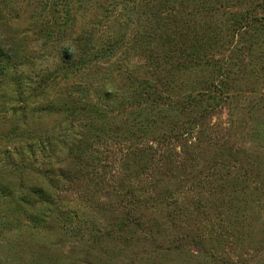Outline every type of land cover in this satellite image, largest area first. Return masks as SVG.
Masks as SVG:
<instances>
[{
	"label": "rangeland",
	"instance_id": "374dc122",
	"mask_svg": "<svg viewBox=\"0 0 264 264\" xmlns=\"http://www.w3.org/2000/svg\"><path fill=\"white\" fill-rule=\"evenodd\" d=\"M0 264H264V0H0Z\"/></svg>",
	"mask_w": 264,
	"mask_h": 264
},
{
	"label": "trees",
	"instance_id": "16d2710c",
	"mask_svg": "<svg viewBox=\"0 0 264 264\" xmlns=\"http://www.w3.org/2000/svg\"><path fill=\"white\" fill-rule=\"evenodd\" d=\"M249 19H251V20H247L246 22H250L251 23L253 18H249ZM242 25H243L242 20L234 21V24H233L234 29H236V27L238 26L237 29H236L237 31H241V29L243 28ZM236 30H235V33H237ZM228 95H229V93H227L226 97H228ZM184 98H185L186 101H185V103H183V108L182 109L186 110V107H187V110H189L190 108L196 107L194 105L192 95L186 96ZM159 99H160L159 96H155L154 100H153L154 103L155 104L156 103L160 104ZM157 106H159V105H157ZM192 111H194V109ZM203 111H205V112L208 111V107H206L205 110H203ZM199 113H200L199 111H196V112H193L192 114H199ZM194 127L195 126L193 124H191L190 128H185V126H184V128H185L184 130H181V128H177V129L173 128L170 131V133L163 134L162 136H158V138H155V139H156V141H157V143L159 145H162L164 143L163 141H169L170 143H172V141H178L181 138L182 135H185V134H187L189 132H192V129ZM84 141H85V139L83 138V139L79 140V143H82V142L84 143ZM156 151H157V148L155 149V147L152 146V145H148L146 147H141L140 148V144H136V143L132 142L130 144V146H127L126 148L122 149V151H121V154H122L121 159L123 160V163L126 166L127 170L130 168V161H132V160H134L135 162H136V160H138L140 162V164H142V163L146 162V160H148L146 165L145 166L143 165L144 166L143 168L135 170L136 176L139 177V175L140 176L142 175V173H141L142 171H143V173H145V171L150 166H154V164H152V163H155V165H157V167L159 166V162H157V164H156V160L158 161L161 158L156 159V157H155V154H156L155 152ZM159 168H161V167L159 166ZM149 169L152 170V169H155V167L149 168ZM150 170L146 171V173H148V174L149 173H153V172H150ZM132 221H134V220H132ZM130 224H131V218L128 219V217H126V220L122 221V225L123 226H128Z\"/></svg>",
	"mask_w": 264,
	"mask_h": 264
},
{
	"label": "clouds",
	"instance_id": "9594fccd",
	"mask_svg": "<svg viewBox=\"0 0 264 264\" xmlns=\"http://www.w3.org/2000/svg\"><path fill=\"white\" fill-rule=\"evenodd\" d=\"M72 52H75V48L74 47L72 48Z\"/></svg>",
	"mask_w": 264,
	"mask_h": 264
}]
</instances>
